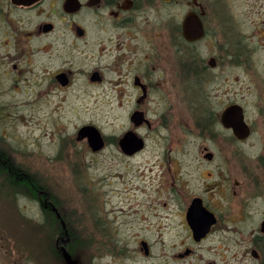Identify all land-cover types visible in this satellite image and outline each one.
I'll return each instance as SVG.
<instances>
[{"label": "flooded vegetation", "instance_id": "1", "mask_svg": "<svg viewBox=\"0 0 264 264\" xmlns=\"http://www.w3.org/2000/svg\"><path fill=\"white\" fill-rule=\"evenodd\" d=\"M236 7L238 24L223 0H0V103L32 98L38 112L53 114L72 96L94 93L123 123L116 137L101 134L95 152L110 145L134 156L149 137L169 156L155 206L136 218L141 227L116 239L113 250L100 243L116 264H137L138 254L146 260L139 264H244L247 256L264 264V0ZM187 17L201 35L184 37ZM233 70L251 79L238 100L227 88ZM231 105L243 111L245 136L220 122ZM9 115L0 108V118ZM127 134L141 145L132 154L119 145ZM247 145L258 152H245ZM3 152L0 164L10 173L4 192L36 195L52 210L39 186L25 187L33 177ZM23 174L17 187L12 179ZM107 233L100 229V238ZM54 238L67 264L65 228Z\"/></svg>", "mask_w": 264, "mask_h": 264}, {"label": "rangeland", "instance_id": "2", "mask_svg": "<svg viewBox=\"0 0 264 264\" xmlns=\"http://www.w3.org/2000/svg\"><path fill=\"white\" fill-rule=\"evenodd\" d=\"M223 1L238 24L241 17L235 10L241 0ZM251 66L262 71L260 63ZM243 77L233 70L232 87L227 88L236 94L235 100L246 94V88H252L251 79ZM192 94L190 88L189 97ZM68 101L66 108L53 114L38 112L32 98L0 103V108L10 111L7 118H0L1 151L5 157L10 156L20 172L33 177L40 192L47 194V201L53 205L52 210L43 209L36 195H7L3 190L4 180L10 173H2L0 264H64L52 243L56 235L63 233V227L70 237L65 243L66 250L76 264H116L110 253L116 248V239L126 238L122 236L129 235L131 227L137 231L142 222L136 218L147 214L156 204V185L169 160L166 150L148 137L147 148L134 156L125 157L110 145L105 151L93 154L86 139H76L77 131L83 125H94L103 136L116 137L123 127V123H115L118 110L102 109L94 93L72 96ZM253 147H258V143ZM245 152L255 154L258 150L249 151L247 145ZM0 169H4L2 164ZM161 199L167 202L164 210L172 212V201L165 194ZM258 217L257 214L251 220L245 219V228L249 230ZM102 228L108 230L107 239L100 238ZM149 236L153 239L158 234ZM164 236L169 240L168 232ZM141 237L147 235L137 236L136 240ZM101 242L112 250H102ZM138 247L137 243V250ZM247 257L244 264H257ZM145 262L143 255L138 254L136 263Z\"/></svg>", "mask_w": 264, "mask_h": 264}, {"label": "water", "instance_id": "3", "mask_svg": "<svg viewBox=\"0 0 264 264\" xmlns=\"http://www.w3.org/2000/svg\"><path fill=\"white\" fill-rule=\"evenodd\" d=\"M192 18L187 17L184 21V37L190 38L191 35L195 32L196 35H201V27L199 26H191ZM225 126L231 127L234 131L242 133L243 136L246 135V129L243 121V111L238 105H231L226 108L222 115L221 121ZM76 139L78 141H82L83 139L87 140V144L92 151L100 150L103 147V138H101V134L97 127L91 125H83L78 131L76 135ZM120 147L126 154H132L140 149L141 145L138 141H136L135 137L132 134H127L126 138L122 139L119 143ZM63 257H65L67 264H76L74 259L70 257L69 253L63 251Z\"/></svg>", "mask_w": 264, "mask_h": 264}, {"label": "trees", "instance_id": "4", "mask_svg": "<svg viewBox=\"0 0 264 264\" xmlns=\"http://www.w3.org/2000/svg\"><path fill=\"white\" fill-rule=\"evenodd\" d=\"M16 169V168H15ZM16 171V170H15ZM0 172H2V173H6L7 172V169L6 168H4L2 171H0ZM2 173H1V176H2ZM7 174H9L8 172H7ZM5 175V174H4ZM21 177V178H20ZM19 178H15L14 177V179H12L13 180V184H15L17 187H21V186H23L22 184H20V182H23V183H25L26 182V176L23 174V175H21ZM32 184H30L29 182H27V183H25V187H28L29 189H36V188H38V185L35 183V182H31ZM36 191V190H35Z\"/></svg>", "mask_w": 264, "mask_h": 264}, {"label": "bare ground", "instance_id": "5", "mask_svg": "<svg viewBox=\"0 0 264 264\" xmlns=\"http://www.w3.org/2000/svg\"><path fill=\"white\" fill-rule=\"evenodd\" d=\"M119 177V176H118Z\"/></svg>", "mask_w": 264, "mask_h": 264}]
</instances>
